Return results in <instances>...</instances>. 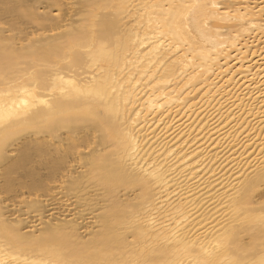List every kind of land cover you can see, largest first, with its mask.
Wrapping results in <instances>:
<instances>
[{
    "label": "snow or ice",
    "instance_id": "1",
    "mask_svg": "<svg viewBox=\"0 0 264 264\" xmlns=\"http://www.w3.org/2000/svg\"><path fill=\"white\" fill-rule=\"evenodd\" d=\"M134 7L144 10L150 25L155 20L157 29L167 26L168 34L178 40L192 33L194 24L195 30H201L209 29L213 21L244 27L256 20L258 23H252L249 30L259 28L261 40L258 43L264 45V0H256L255 3L249 0L245 4L218 3L217 0H192L191 3L179 4L56 0L51 5L43 2L34 4L31 0H8L0 5V146L6 152L9 143L32 131L47 129L48 133L55 135L64 116V98L88 97L98 102L97 107L90 106L76 114L77 120L92 125L88 130L87 146L69 127L67 142L56 145L54 150L49 147L43 152L42 159L51 162L50 173L65 167L62 158L69 151L81 156L86 153L93 160H104L111 155L114 168L112 173L101 175L94 169L90 171L85 168L84 160L80 162L81 172L74 175H69L75 172L74 166L65 168L60 190L70 186L79 200L74 209L77 215L90 211L98 225L102 223V226L95 228L97 238L83 243L77 242L69 225L63 229L59 225L55 229L45 228L42 217L48 215L51 220L53 215L51 208L45 205H56L53 204L55 193L49 191V186L42 179L32 177L25 181L23 174H18L16 169L8 170L5 178L0 180V264H185V257L187 264H217L214 257L220 254L223 258L219 264H264V201L259 205V214H252L249 208V201L257 186L264 193V139H261L260 152L249 154L245 160L243 166L246 174H241L245 179L235 194L224 185H221L223 192L220 189L215 192L211 188L206 189L207 197L199 207L207 204L209 210L215 209L221 218L218 223L223 229L213 248L202 244L198 248L196 241L189 243L188 237L181 234L183 212L178 213L181 219L176 221V230L153 236L146 226H154L156 221L154 217L148 218L147 210H128L118 215L115 209L99 203V191L93 196L88 190V186L92 185L106 194L115 184L141 183L151 186L154 182L167 183L155 170L154 164L145 168L138 162L137 157L142 151L148 158L151 154L145 151L141 143L138 120L130 115L135 109L127 108L131 101L125 100L124 111L129 114L121 119L120 109L105 103V96L116 94L115 87H110L107 81L98 86L95 75L92 81L85 83L76 79L75 75L73 79L65 80L59 74L62 66H67L73 74L77 68L84 71L85 65L100 67V60L93 53V48H84L80 41L84 29L89 23H94L101 13L120 15ZM77 12L81 13L79 17H76ZM74 18L84 23L77 25ZM165 34L159 31L156 38L160 39ZM143 47L142 43L141 49ZM260 52L264 55V47L260 48ZM255 55L256 52H253ZM53 56L57 63L53 62ZM139 83L137 81V85ZM260 88H264V78L257 88L260 108L264 109V92H260ZM42 89L49 90L50 95H43ZM100 107H103L106 115H101ZM231 114L232 109L229 108V116ZM259 114L261 133H264V111ZM113 115L115 120L112 119ZM136 116L139 117L140 113L137 112ZM227 121L228 117H222L220 124L223 126ZM232 123H235V117ZM248 129H251L250 124L237 126L234 134L238 137ZM256 135L255 129H252L243 146L246 147L248 140ZM232 150H235V144L230 146ZM15 155L12 153L13 158ZM169 155H174V150ZM254 155H258V162L253 160ZM204 163L203 159H199L195 171L192 168L185 171L184 178L174 185L178 189L176 195L187 191L189 196H193L195 184L192 182L199 176V166ZM217 164H220L219 160L212 162L213 167ZM220 168L224 171L223 164H220ZM208 170L211 173L212 169ZM187 172H192V175L188 176ZM48 179L53 177L50 175ZM55 180L59 182L61 177L56 175ZM185 180L189 182L187 187ZM25 183L28 186L25 187ZM217 184H220L219 180ZM22 187L23 195L19 190ZM225 197L227 202H224ZM103 198L106 200L107 196ZM17 201L20 202L19 209L16 208ZM191 202L196 203L195 200ZM217 204L219 208L215 207ZM12 210L16 211L15 215ZM24 211L31 216V220L23 214ZM68 215L72 218L71 213ZM37 218L38 226L34 223ZM72 219L74 223L75 218ZM237 222L246 224L253 232L258 229L259 241L246 247L235 243ZM29 224L32 226L29 227ZM129 235L132 236L131 240L128 239Z\"/></svg>",
    "mask_w": 264,
    "mask_h": 264
},
{
    "label": "bare ground",
    "instance_id": "2",
    "mask_svg": "<svg viewBox=\"0 0 264 264\" xmlns=\"http://www.w3.org/2000/svg\"><path fill=\"white\" fill-rule=\"evenodd\" d=\"M5 2L8 0H0V5ZM31 2L51 5L56 3V0ZM127 2L179 4L191 3L192 0H127ZM217 2L245 4L249 0ZM251 2L255 3L256 0ZM80 15L81 13H76V17ZM74 23L81 25L84 22L74 18ZM252 23L258 21L253 20L244 27L213 21L209 29L201 30H195L194 24V31L184 39L178 40L168 34L167 26L157 29L155 20L150 25L149 17L144 10L134 7L120 15L101 13L94 23L88 24L80 41L84 48H93V53L100 60V67L92 68L85 65L84 71L77 68L73 74L67 66H62L59 74L63 75L65 80L73 79L75 75L76 79L85 83L92 81L95 75L98 86L107 81L110 87H115L116 94L105 96V103L117 106L122 113L121 119L129 114L124 108L125 100H130L127 108L135 109L130 115L138 120L137 128L141 129V143L145 151L151 154L148 158L142 151L137 157L138 162L145 168L154 164L162 180L167 181L154 182L151 186L141 183L115 184L106 194L101 189L89 185L88 190L93 196L100 192V204L115 209L118 215L128 210L138 212L147 210L148 218L154 217L156 221L154 226H146L153 236L176 230V221L181 219L178 213L183 212L184 219L180 225V232L188 237V242L196 241L198 248L201 244L207 248L215 246L218 234L223 231L218 223L221 218L215 209L209 210L207 204L201 208L199 204L207 197V188H211L213 192L217 189L223 192L221 185H224L235 194L241 187V181L245 179V176L241 175L246 174L243 166L245 160L249 154L260 152L261 139H264L259 114L264 109L260 108L257 91L264 78V55L260 52L264 45L258 43L261 40L260 29L249 30ZM159 31L166 34L157 39ZM142 43L144 47L141 49ZM253 52H256L255 56ZM52 60L54 63L58 62L55 56ZM137 81L140 82L139 85ZM199 89L202 90L198 92ZM41 91L43 95H50L49 90ZM260 92H264V88H260ZM56 95L59 96V92ZM97 105V101L88 97L78 99L66 97L63 100L64 116L57 126L58 131L55 135L48 133L47 129H42L22 134L15 142L7 145L6 152L0 146V180L5 178L10 169H16L18 174H23L25 181L32 177L42 179L49 186V191L55 193L53 204L56 205V207L45 205L51 208L53 214L51 220L48 215L42 217L45 228L55 229L59 225L63 229L69 225L77 242L80 243L97 238L95 228L102 226V223L98 225L95 215L90 211L78 216L74 209L79 200L71 187L60 190V185L64 183L65 168L74 166L75 172L69 173L74 175L81 172L80 162L84 160L85 168L107 175L114 171L113 157L110 155L104 160H93L86 153L81 156L69 151L62 158L65 167L50 173L51 162L46 158L42 159V155L49 147L54 150L56 145L67 142L69 127L85 141L86 147L88 130L92 125L77 120L76 114L90 106L96 108ZM229 108L232 109L231 116ZM99 111L101 115H106L103 107H100ZM137 112L140 113L139 117L136 116ZM222 117H228L227 123L223 126L220 124ZM233 117L235 123H232ZM112 119L115 120L114 115ZM248 124L251 125V129L247 132H241L238 137L234 134L237 126ZM252 129H255L257 135L248 140L247 146L244 147L247 135ZM233 144L235 150L230 151ZM173 150L174 155H169ZM12 153L16 154L14 158ZM193 154H196L195 158L190 159ZM199 159H203L205 163L199 166L200 174L192 182L195 184L193 196H189L187 191L176 195L178 189L174 185L184 178L188 168L196 170V161ZM216 160L224 165V171H221L220 164L212 166V162ZM253 160L258 162V155H254ZM209 168L212 169L211 173ZM50 175L53 179H48ZM56 175L61 177L59 182L55 180ZM187 175L191 176L192 172H187ZM218 180L220 184H217ZM184 185L189 186V182L185 180ZM24 186H28L27 183ZM19 190L23 195V187ZM81 192H84V189H81ZM32 194L35 195V192ZM105 195L106 200L103 198ZM192 200L196 203H192ZM261 201H264V193L257 186L249 201L252 214H259ZM224 202H227V197ZM19 207L20 202L17 201L16 208ZM215 207L219 208L220 205L217 204ZM12 213L15 215L16 211L12 210ZM68 213L75 218L74 223ZM23 214L28 220L32 219L27 211ZM34 223L38 226L39 218ZM31 226L32 224H29V227ZM89 229L91 231H87ZM236 237L235 243L245 247L260 239L258 229L253 232L246 224L239 222L236 224ZM128 239L131 240L132 236L129 235ZM214 258L219 264L223 256L220 254Z\"/></svg>",
    "mask_w": 264,
    "mask_h": 264
}]
</instances>
